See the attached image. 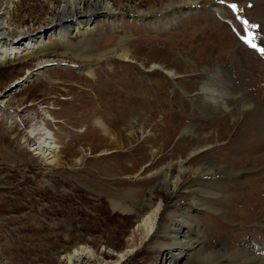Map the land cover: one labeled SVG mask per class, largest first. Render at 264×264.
Wrapping results in <instances>:
<instances>
[{
    "label": "rangeland",
    "instance_id": "rangeland-1",
    "mask_svg": "<svg viewBox=\"0 0 264 264\" xmlns=\"http://www.w3.org/2000/svg\"><path fill=\"white\" fill-rule=\"evenodd\" d=\"M108 1L123 17H100L91 37L108 46L125 35L130 58L94 60L91 77L47 32L60 0H0V36L15 40L16 25L37 36L44 26L49 43L41 68L34 58L0 64V264H66L73 249L84 252L80 264H243L237 250L264 242V0H201L161 23L124 13L166 0ZM154 62L175 77L150 70ZM39 123L57 145L48 160L26 134ZM197 149L179 172L178 161ZM195 170L214 175L182 189ZM160 200L162 227L189 219V207L200 233L192 231L199 245L190 256L166 257L154 245L169 241L165 232L144 239L137 228L138 212Z\"/></svg>",
    "mask_w": 264,
    "mask_h": 264
},
{
    "label": "bare ground",
    "instance_id": "bare-ground-1",
    "mask_svg": "<svg viewBox=\"0 0 264 264\" xmlns=\"http://www.w3.org/2000/svg\"><path fill=\"white\" fill-rule=\"evenodd\" d=\"M16 0H7V4L11 7ZM83 1L84 0H60L61 5L58 7L59 14L58 16L52 17L50 19L51 24L47 29L48 33H51L55 38V44L62 48L63 51L58 52L60 56H66L68 52L72 53V51L77 52L75 57L82 60L85 66L77 67L80 72H84L87 76L94 75V69L92 67L91 62L94 60L104 61L106 65H108V59L113 57L120 60H127L130 58L128 51V37L119 38L113 45L101 46L98 44V40L100 37L92 38V34L97 31L96 21L100 17H105L106 19H110V21H114L117 17H123L122 12H120L119 8L113 6L111 2L108 0H92L96 1L93 6H88L87 9H83ZM201 0H166L162 2L160 5L150 6L148 8L141 7H128L126 8V12L128 17H132L133 19H140L141 17L153 16L154 20L157 23H161L167 18H174L178 11H192V7L198 4ZM6 7V6H5ZM212 12L220 14L224 17V10L219 9L217 5L212 7ZM125 10V9H123ZM122 10V11H123ZM175 10V11H174ZM178 10V11H177ZM171 12V15H167L168 12ZM177 11V12H176ZM4 12V11H3ZM197 12V11H195ZM6 13V12H5ZM188 13V12H187ZM80 14V15H79ZM6 22L5 18L0 14V26ZM32 27V26H31ZM40 29L39 34L37 36H33L32 31L29 26L20 27L19 25L15 26V34L18 35L15 40L9 38V34L6 33L7 36H0V64H9L14 62V64L24 65L30 58H34L37 60L36 64L39 65L38 68H41L42 60L41 57L45 53V50L48 48L49 43L42 39V36L46 34L44 26H38ZM12 29V28H11ZM79 33L80 40L78 43L73 44L69 40L70 33ZM3 34V33H0ZM9 46V47H8ZM83 54V55H80ZM133 57V56H132ZM45 61V60H44ZM61 61V59H60ZM110 64V63H109ZM41 65V66H40ZM160 68L163 70L164 74L169 78H174L176 73L171 68H165L160 63H152L150 65V70H155ZM40 72V70H39ZM37 72V73H39ZM27 75V76H26ZM34 75V73L29 72V68L26 69L25 76L28 77V80ZM24 76V77H25ZM24 77H20L21 81H25ZM25 77V78H26ZM203 90V89H201ZM206 90V89H205ZM220 94V93H219ZM206 99L210 100L217 107L220 106L222 98L215 97L214 95H210L207 92H203ZM5 97H1L0 102L4 101ZM222 106L226 107L225 101H222ZM186 129V128H185ZM26 134L29 136H37L35 150L42 158L48 160L54 156L51 155L55 151V141L52 139L53 135L51 131L42 126V123L38 125H34L31 127ZM209 147L208 144L201 147ZM199 148V149H201ZM197 150H192L187 153V156L183 159L179 160L178 167L179 172H183L185 170L184 165L188 163V160L191 159V156L194 155ZM50 157V158H49ZM51 161V160H50ZM190 161V160H189ZM224 166V165H223ZM227 166V165H226ZM222 168V167H220ZM231 170V168H229ZM209 170V169H208ZM214 170V169H213ZM227 171L228 168H227ZM233 171V169H232ZM212 172V173H211ZM226 172V171H225ZM234 172H239L236 170ZM233 173V172H232ZM192 179L189 184H184L181 186L182 189L190 191L191 184L203 185L205 182L208 183V179L212 175H214V171H193ZM205 177V178H204ZM203 178V179H202ZM180 173H177L174 176L173 188H178L179 182L181 181ZM264 192V187L262 189ZM252 193V192H251ZM214 195V194H213ZM193 204L198 208L208 209L209 206L204 203L198 201L195 198H192ZM113 201V200H112ZM111 201V202H112ZM114 208L118 207L121 210L120 205L112 202ZM259 206L258 204L256 207ZM162 204L161 200L158 203L147 202V205L138 212L139 220L137 228H140L141 233L143 234V238H150L155 233L164 231L166 236L168 237V242L155 241L154 245L157 248H164L166 257H170L169 254H178L183 256H190L191 253L198 249L199 242L191 235L193 232H196L198 235L200 234L192 224L193 217L189 214V207L187 212H185V216L189 219L179 218V221L175 222L171 227H162L159 224V218L161 214ZM133 210V209H131ZM193 231V232H192ZM197 247V248H196ZM200 248V247H199ZM201 249V248H200ZM131 251L130 249L125 251H120L119 256L123 258L126 252ZM196 252V251H195ZM239 256H241L243 260V264H264V242L258 241L251 248L247 249H239L237 250ZM84 252L83 250L73 249L71 252L66 254V264H80L81 256ZM170 254V255H171ZM177 257L176 259H178ZM170 259H168V263ZM223 263V262H222Z\"/></svg>",
    "mask_w": 264,
    "mask_h": 264
},
{
    "label": "snow or ice",
    "instance_id": "snow-or-ice-1",
    "mask_svg": "<svg viewBox=\"0 0 264 264\" xmlns=\"http://www.w3.org/2000/svg\"><path fill=\"white\" fill-rule=\"evenodd\" d=\"M232 7L235 8V5H232ZM253 27H255V25H253ZM247 42H248L253 48L256 47L255 44H252V43H251V40H248ZM260 51L264 52V49H260Z\"/></svg>",
    "mask_w": 264,
    "mask_h": 264
}]
</instances>
